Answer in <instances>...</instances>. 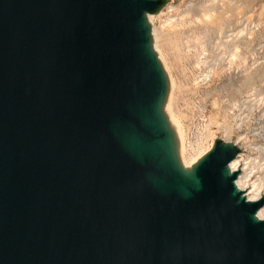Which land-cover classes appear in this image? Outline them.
<instances>
[{
	"label": "water",
	"instance_id": "95a60500",
	"mask_svg": "<svg viewBox=\"0 0 264 264\" xmlns=\"http://www.w3.org/2000/svg\"><path fill=\"white\" fill-rule=\"evenodd\" d=\"M162 2L0 0V264H264L240 147L182 162Z\"/></svg>",
	"mask_w": 264,
	"mask_h": 264
},
{
	"label": "rangeland",
	"instance_id": "374dc122",
	"mask_svg": "<svg viewBox=\"0 0 264 264\" xmlns=\"http://www.w3.org/2000/svg\"><path fill=\"white\" fill-rule=\"evenodd\" d=\"M149 20L189 153L234 142L264 183V0H163Z\"/></svg>",
	"mask_w": 264,
	"mask_h": 264
},
{
	"label": "bare ground",
	"instance_id": "6f19581e",
	"mask_svg": "<svg viewBox=\"0 0 264 264\" xmlns=\"http://www.w3.org/2000/svg\"><path fill=\"white\" fill-rule=\"evenodd\" d=\"M153 37H154V46H155V49H156V51H157V53L159 55V58H160L161 62L164 65V68H165L166 72L168 73V71L166 69L167 67L164 64V61H163L161 52H160V50H159V48L157 46V38H156L154 29H153ZM168 76H169V79H170V93H169V97H168V101H167V104H166L165 109H166V112H167V114H168V116H169V118H170L173 126L175 127L176 132H177V135L179 137V141H180V156H181L182 162H183V164L185 166L189 167L190 165H192L193 163H195L201 156H203L210 149L212 143L208 147H206V148L204 147L205 145L201 146L203 148H201L199 146V144H197V146H195L196 148H194L191 145L192 146V148H191L192 151H191V154L189 153V150L187 149L188 147L185 146L186 145L185 144V137H184V134H183V130L184 129H182V127L184 125L181 127L180 124L182 122L179 123L177 121L176 117L171 112L172 92H173V88H174V82L171 79L169 73H168ZM177 116H178V114H177ZM184 128L186 129V127H184ZM186 149L188 150V153H189L188 154V157H186ZM243 162H245V159H242L241 158V155H238L231 162V169L232 170H240V171H242V173H240V175H239L236 183H237V185H238V187L240 189L244 190V192L246 193V196H247L248 199H250V200H256V199H258L262 195V192L264 190V183H262L261 181H258V182L257 181L249 182L250 176H251V171L249 170V172H247L248 170H246L247 168H245V167L248 166L247 165L248 162L247 163H243ZM258 216L260 218H264V206L258 211Z\"/></svg>",
	"mask_w": 264,
	"mask_h": 264
}]
</instances>
